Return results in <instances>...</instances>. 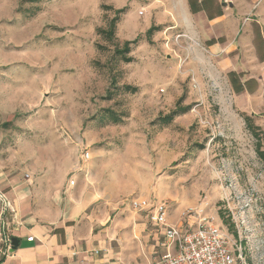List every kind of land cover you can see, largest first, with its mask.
<instances>
[{"label": "rangeland", "instance_id": "1", "mask_svg": "<svg viewBox=\"0 0 264 264\" xmlns=\"http://www.w3.org/2000/svg\"><path fill=\"white\" fill-rule=\"evenodd\" d=\"M210 1L213 21L186 18L189 0H0L1 181L27 183L51 217L107 230L120 264L165 249L164 229L129 206L138 197L165 201L182 233L213 218L237 264H264V163L243 118L264 131V0ZM116 15L110 40L99 29Z\"/></svg>", "mask_w": 264, "mask_h": 264}, {"label": "crops", "instance_id": "2", "mask_svg": "<svg viewBox=\"0 0 264 264\" xmlns=\"http://www.w3.org/2000/svg\"><path fill=\"white\" fill-rule=\"evenodd\" d=\"M184 8L183 14L186 18L190 17L188 4L185 3ZM213 20L215 18L210 21ZM188 22L178 21L187 33L191 32ZM175 26L176 23L171 25V27ZM211 39L214 38H207V40ZM216 45L217 42L208 45V48L215 49ZM12 180L14 182H11ZM17 180V178L11 180L8 178L1 181L0 178V193L10 204V209L5 211H9L10 214H5L2 213L0 202V264H120L122 262V251L115 250L110 238L105 237L107 230L95 233L89 228H84L82 224L73 223V215L63 216L64 218L49 216L47 204L35 206L29 196L28 184ZM6 186H9L7 190L4 188ZM111 228L109 232L113 230ZM7 236L18 238V246L15 249L10 250V245L5 243L4 239ZM29 236H33V239L28 240Z\"/></svg>", "mask_w": 264, "mask_h": 264}, {"label": "built area", "instance_id": "3", "mask_svg": "<svg viewBox=\"0 0 264 264\" xmlns=\"http://www.w3.org/2000/svg\"><path fill=\"white\" fill-rule=\"evenodd\" d=\"M81 157L89 159V152L85 151ZM75 181L70 179L69 184ZM2 213L10 209L9 202L0 193ZM129 206L137 212L148 215L149 224L164 229V252L157 256L150 264H237L232 252L231 238L213 222V218L200 217L191 230L182 233L177 226L167 222V205L165 201L150 202L145 198H133ZM32 240L33 236H29ZM10 245V237L4 239Z\"/></svg>", "mask_w": 264, "mask_h": 264}, {"label": "trees", "instance_id": "4", "mask_svg": "<svg viewBox=\"0 0 264 264\" xmlns=\"http://www.w3.org/2000/svg\"><path fill=\"white\" fill-rule=\"evenodd\" d=\"M208 3H209V5L205 6L204 4L196 3L194 0H189L188 7H189L190 12H192V13L197 12V11H201V10H206V13L208 12L207 13L208 19H213L215 17L222 15L221 9H218V8H217V10H215V12L211 13L210 11L214 8L212 7V5H211L212 3L210 0ZM124 11H125V8H121V9H118L116 11V13H122ZM117 20H118V18L116 15L115 17H113L109 21L108 28L107 29H99V32L102 34H105L108 39L112 40ZM153 29H154L153 27L150 28L146 32L147 33L146 35L149 36ZM137 41H138V39L126 41L121 49L117 48L115 50V53L117 55H119L120 60H123L124 62L131 61V57L126 56V54L130 51L131 44H135V43H137ZM215 42H216L215 40L211 39V40H209L208 45H211ZM228 75H229V80H230V83H231L234 91L238 92L240 90V87L238 86V81H237L235 75L233 76L232 72H229ZM126 89H131L133 92L136 91V88H134V87L129 88L127 86ZM188 109H189L188 106L178 107L175 110H173L171 113H169L165 116H160L158 118V121L161 125H168L173 120L174 116H176L180 113H185ZM243 118H244V122L246 125V129L253 135V137L257 141L256 142V152H257L258 157L264 163V150L261 149V140L264 139V131H262L257 125L254 124L252 118L249 115H244ZM112 120L114 123L118 122V118H116L115 116H113ZM225 224L228 226L229 229H231V224H228V223H225ZM232 232L235 235V231H232Z\"/></svg>", "mask_w": 264, "mask_h": 264}, {"label": "water", "instance_id": "5", "mask_svg": "<svg viewBox=\"0 0 264 264\" xmlns=\"http://www.w3.org/2000/svg\"><path fill=\"white\" fill-rule=\"evenodd\" d=\"M18 241L19 240H18L17 237L12 236L10 238V250H13V249H15L18 246Z\"/></svg>", "mask_w": 264, "mask_h": 264}]
</instances>
